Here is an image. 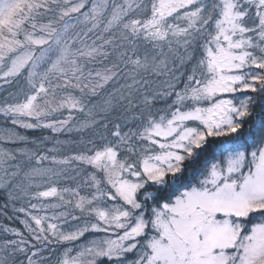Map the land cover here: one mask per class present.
I'll use <instances>...</instances> for the list:
<instances>
[{"label":"snow or ice","instance_id":"6c2138e0","mask_svg":"<svg viewBox=\"0 0 264 264\" xmlns=\"http://www.w3.org/2000/svg\"><path fill=\"white\" fill-rule=\"evenodd\" d=\"M0 264H264V0H0Z\"/></svg>","mask_w":264,"mask_h":264}]
</instances>
